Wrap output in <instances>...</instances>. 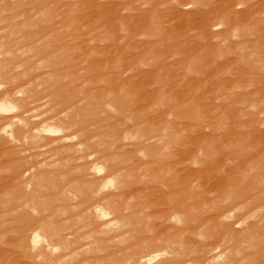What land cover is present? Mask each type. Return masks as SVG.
<instances>
[{
    "label": "rangeland",
    "instance_id": "1",
    "mask_svg": "<svg viewBox=\"0 0 264 264\" xmlns=\"http://www.w3.org/2000/svg\"><path fill=\"white\" fill-rule=\"evenodd\" d=\"M1 109L0 264H264V0H0Z\"/></svg>",
    "mask_w": 264,
    "mask_h": 264
},
{
    "label": "bare ground",
    "instance_id": "2",
    "mask_svg": "<svg viewBox=\"0 0 264 264\" xmlns=\"http://www.w3.org/2000/svg\"><path fill=\"white\" fill-rule=\"evenodd\" d=\"M12 31H13V29H11V33H12ZM46 75H47V74H46ZM42 76H43V75H42ZM42 76H40V77L43 78ZM50 76H51V75H50ZM40 77H39V79H41ZM48 77H49V76H48ZM18 90H20V89H18ZM3 110H4V109H3ZM3 110L1 109L0 111H3ZM62 136H63V135H62ZM52 138H53V139H52ZM52 138H51V139L54 141V138H55V137H52ZM56 138H57V139H56L55 141H58V140H59V136L56 137ZM51 139L49 140L50 142L52 141ZM51 144H52V143H51ZM54 144H55V143H54ZM47 145H48V144H47ZM48 146H49V145H48ZM51 146H52V145H51ZM46 148H47V147H46ZM46 148H45V150H46ZM49 148H51V147H49ZM47 150H48V149H47ZM67 160H68V159H67ZM70 160H71V159H70ZM58 162H60V161H58ZM53 163H55V162H53ZM60 165H63V164H61V162H60ZM63 171H64V170H63ZM61 173H62V172H61ZM53 174H54V173H53ZM167 179H168V178H167ZM76 181H77V180H76ZM175 182L177 183V181H173V180H172V185H173V184H176ZM176 185H177V184H176ZM173 187H176V186H173ZM170 188H171V187H170ZM172 190H173V188H172ZM234 190H235V189H234ZM51 195H52V194H51ZM34 197H35V196H34ZM46 197H47V196H46ZM48 197H49V195H48ZM53 197H54V195H53ZM37 198L40 199L39 197H37ZM41 198H44V197H41ZM48 199H49V198H48ZM243 199H244V198H243ZM21 200H22V199H21ZM30 200H31V199H30ZM32 200H33V199H32ZM45 200H46V199H45ZM105 200H106V199H105ZM43 201H44V199H43ZM37 202H38V201H37ZM39 202H40V201H39ZM27 203H28V202H26L25 205H26ZM97 204H98V203H97ZM106 204H108V203H106ZM137 204H139V203H137ZM235 204H236V203H235ZM185 205H186V204H185ZM225 205H226V204H225ZM225 205H223V206L225 207ZM228 205H229V204H228ZM119 206H120V204H119ZM178 206H179V205H178ZM183 206H184V205H183ZM186 206H187V205H186ZM186 206H185V207H186ZM223 206H222V207H223ZM226 206H227V205H226ZM239 206H241V205H239ZM113 207L115 208V206H113ZM195 207H196V206H195ZM195 207H194V208H195ZM241 207H242V206H241ZM119 208H120V207H119ZM176 208H177V207H176ZM183 208H184V207H183ZM184 210H185V209H184ZM181 216H182V215H181ZM101 217H102V216H100V218H101ZM103 217H105V216H103ZM202 220L205 221L204 219H202ZM199 221H200V220H199ZM204 223H205V222H204ZM206 223H207V222H206ZM88 225H90V224H88ZM86 226H87V225H86ZM91 226H93V228H95V227H94L95 225H91ZM97 226H98V225H97ZM190 226H191V228H192V225H190ZM88 227H89V226H88ZM104 227H105V226H104ZM201 227H205V224L202 225ZM93 228H92V229H93ZM189 228H190V227H189ZM192 229H193V228H192ZM96 231H97V230H96ZM233 232H234V231H233ZM52 238H53V236H52ZM52 238H51V239H52ZM98 240H99V239H98ZM143 240H145V239H143ZM99 242L101 243L102 241L100 240ZM143 242H144V241H143ZM144 244H145V243H144ZM33 246H34V245H33ZM33 246H32V247H33ZM35 246H36V245H35ZM88 246H89V245H88ZM38 250H39V249H38ZM40 255H41V254H40ZM38 257H39V256H38ZM45 257H46V256H45ZM46 258H47V257H46ZM45 260L50 261V259H45ZM51 260H52V259H51ZM53 260H54V259H53ZM58 261H60V260H58ZM51 263H52V261H51Z\"/></svg>",
    "mask_w": 264,
    "mask_h": 264
}]
</instances>
